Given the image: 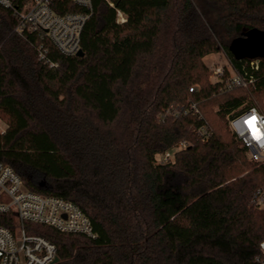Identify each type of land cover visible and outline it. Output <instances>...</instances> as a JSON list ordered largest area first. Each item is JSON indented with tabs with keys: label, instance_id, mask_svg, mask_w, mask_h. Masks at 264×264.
Returning <instances> with one entry per match:
<instances>
[{
	"label": "trees",
	"instance_id": "1",
	"mask_svg": "<svg viewBox=\"0 0 264 264\" xmlns=\"http://www.w3.org/2000/svg\"><path fill=\"white\" fill-rule=\"evenodd\" d=\"M93 1L83 55L18 32L0 4V117L8 124L0 160L29 188L74 201L97 233L34 224L57 246L51 264H260L264 209L252 198L264 185V160L246 156L229 126V116L253 105L246 88L221 92L230 71L212 82L203 59L224 51L263 91L264 60L254 69L229 44L244 30H264V0ZM189 99L201 116L165 115ZM207 104L227 117L225 130L209 124ZM204 122L208 138L198 133Z\"/></svg>",
	"mask_w": 264,
	"mask_h": 264
},
{
	"label": "built area",
	"instance_id": "2",
	"mask_svg": "<svg viewBox=\"0 0 264 264\" xmlns=\"http://www.w3.org/2000/svg\"><path fill=\"white\" fill-rule=\"evenodd\" d=\"M115 6L114 0H105ZM0 4L11 10L17 18L18 32H34L40 41L48 38L65 55H75L81 49V36L87 20L94 11L93 0H0ZM77 7L78 9H74ZM118 21L126 16L117 10ZM39 55L48 61V49L38 42ZM261 59L249 60L254 69L259 68ZM229 76L224 80L220 91L235 87L254 88L255 79L246 71L236 70L230 62ZM216 79L222 78L224 70L216 71ZM194 91V87L190 88ZM201 116L196 100L187 104H171L165 115L180 117L189 113ZM229 126L239 142L245 147L253 161L264 160V112L252 106L249 109L229 116ZM198 133L208 138L212 130L207 122ZM187 142L180 143V147ZM173 150L163 154V159L172 157ZM252 203L264 209V185L259 186ZM0 264H51L58 256L56 244L43 234L36 233L34 224H43L61 232L79 233L91 238L97 236L89 216L71 199L35 191L26 184L24 178L11 165L0 160ZM256 260L264 264V241L260 243V253Z\"/></svg>",
	"mask_w": 264,
	"mask_h": 264
},
{
	"label": "rangeland",
	"instance_id": "3",
	"mask_svg": "<svg viewBox=\"0 0 264 264\" xmlns=\"http://www.w3.org/2000/svg\"><path fill=\"white\" fill-rule=\"evenodd\" d=\"M203 60L205 64L208 66L207 78L208 80L212 82L215 80H218L216 79L218 76L216 74V71H218V69L221 71L224 70V72L225 70L231 69L230 59L224 51L210 53L206 55ZM243 88H246V87H243ZM254 90L255 89L252 87L246 88L245 91L247 95L249 96L248 99H250L248 101L252 102L253 106L257 107L259 110L264 112V90L261 92H256ZM210 104H207L209 112L208 114H205V116L207 120L210 122L209 124L213 126L212 128H214V130H217L218 132H221L225 130L224 128L222 129V127L224 126V124L226 126L227 122L225 123V120H227V117L225 119H222L219 116H217V114H215V111L217 108L216 105H210ZM7 126L8 124L6 120L0 117V132H4ZM246 156H248L247 153H246ZM30 176L34 182H36L37 184H40L41 186H45L44 176L41 172L37 170H33L30 172Z\"/></svg>",
	"mask_w": 264,
	"mask_h": 264
},
{
	"label": "water",
	"instance_id": "4",
	"mask_svg": "<svg viewBox=\"0 0 264 264\" xmlns=\"http://www.w3.org/2000/svg\"><path fill=\"white\" fill-rule=\"evenodd\" d=\"M229 50L236 59L264 60V30L257 27L244 30L240 36L232 39ZM83 54L84 51L81 48L77 55ZM58 260L59 257L57 256L54 262Z\"/></svg>",
	"mask_w": 264,
	"mask_h": 264
}]
</instances>
